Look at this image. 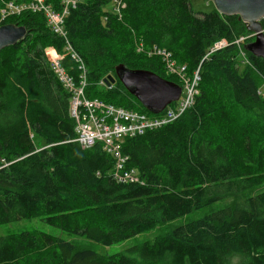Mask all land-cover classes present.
<instances>
[{
	"label": "trees",
	"instance_id": "16d2710c",
	"mask_svg": "<svg viewBox=\"0 0 264 264\" xmlns=\"http://www.w3.org/2000/svg\"><path fill=\"white\" fill-rule=\"evenodd\" d=\"M66 1L45 0L54 12L66 8L65 36L43 12L3 22L27 32L0 51V225L37 218L110 246L261 184L264 59L243 49L254 37L237 15L195 12L190 0H118L117 14L112 0ZM31 2L0 0V11ZM221 40L226 46L212 51ZM153 49L170 53L187 77L198 71V94L174 122L124 139L126 168L144 183L120 184L101 143L74 141L71 94L46 53L63 55L77 84L84 72L86 98L150 115L114 71L124 64L182 87L160 56L148 55ZM109 75L115 82L101 83ZM223 125L237 129L240 147L228 145ZM0 264H264V191L112 255L35 230L0 236Z\"/></svg>",
	"mask_w": 264,
	"mask_h": 264
},
{
	"label": "built area",
	"instance_id": "2783aa9c",
	"mask_svg": "<svg viewBox=\"0 0 264 264\" xmlns=\"http://www.w3.org/2000/svg\"><path fill=\"white\" fill-rule=\"evenodd\" d=\"M76 0H68L66 4L75 5ZM122 4L118 0L112 1L111 11L120 13ZM33 12H43L47 17L50 29L57 35L65 36L63 29L64 15L66 8L62 12H54L45 4V0H32L31 3L14 5L7 3L5 8L0 11V26L4 20L24 10ZM240 40H243L241 38ZM226 46V42L221 40L214 45L212 51ZM66 52L79 64V69H84L80 57L72 51L68 45ZM46 53L50 61L52 70L57 76L62 87L71 94L70 117L74 121V132L82 148H90L96 143H101L103 150L113 159V169L111 176L115 182L120 184L136 183L142 185L143 179L139 176L136 169H127L128 157L122 153V143L125 138L142 135L146 131L156 130L174 122L180 115L188 109L194 102V97L198 94L197 84L199 81L198 71H195L192 78H188L184 72V67H176L171 54L164 50L153 49L148 55H158L162 58L166 73L175 75L183 84L181 94L177 101L172 102L174 106L168 105L159 114H146L121 107H115L98 99H88L85 97L84 87L86 85L84 72L79 77L78 84L74 81L67 71L62 67L61 60L63 55L52 50ZM138 51H142L141 45ZM103 83V82H101Z\"/></svg>",
	"mask_w": 264,
	"mask_h": 264
},
{
	"label": "water",
	"instance_id": "95a60500",
	"mask_svg": "<svg viewBox=\"0 0 264 264\" xmlns=\"http://www.w3.org/2000/svg\"><path fill=\"white\" fill-rule=\"evenodd\" d=\"M219 14L237 15L252 33L254 39L243 44V49L254 57L264 59V30L260 20L264 17V0H211ZM23 26L2 24L0 26V51L15 45L26 35ZM115 77L134 96L140 105L152 114L161 113L168 105L179 99L181 87L153 72L129 69L124 64L115 67ZM112 75L104 79L106 85L115 82Z\"/></svg>",
	"mask_w": 264,
	"mask_h": 264
},
{
	"label": "rangeland",
	"instance_id": "374dc122",
	"mask_svg": "<svg viewBox=\"0 0 264 264\" xmlns=\"http://www.w3.org/2000/svg\"><path fill=\"white\" fill-rule=\"evenodd\" d=\"M113 1V0H112ZM190 4L192 9L195 12H209L214 9V5L211 0H190ZM139 46V45H138ZM138 52V49H137ZM191 78V77H188ZM104 83V82H103ZM105 84V83H104ZM106 86V85H104ZM102 86V87H104ZM101 87V86H100ZM262 88V87H261ZM263 94H264V89H263ZM233 125V124H232ZM222 130L224 132V136H226L227 143L228 145L232 144L234 148L240 147L238 145V141L240 140L238 138V133L237 129L233 127H227L223 125ZM264 191V173L262 175V182L260 185L242 192L240 194H230L226 195L222 198H220L219 201L215 202L212 205L205 206L199 210H195L183 217H180L172 222L168 223H162L152 230H149L147 232H144L142 234H139L135 237L129 238L123 242L113 244L110 246H103L98 243L92 242L88 239H86L83 236H76V235H71L68 233H65L61 231L60 229L46 225L42 221H40L37 218L33 219H23L14 223H9V224H4L0 225V236L8 235V234H14V233H20V232H26V231H40L47 233L49 235L61 238L65 241L72 242L77 245H82L89 247L90 249L94 250L95 252L103 255H112L116 254L118 252H122L126 250L127 248L141 244L142 242L145 241H153L157 236H162L167 233H169L174 227L187 223L192 220H197L199 218H202L208 214H210L213 211H216L218 209L224 208V207H229V206H234L238 203H242L247 197L256 195L258 193H261Z\"/></svg>",
	"mask_w": 264,
	"mask_h": 264
}]
</instances>
